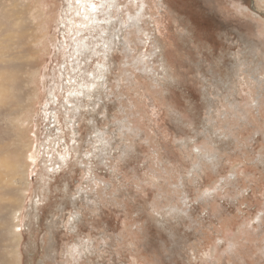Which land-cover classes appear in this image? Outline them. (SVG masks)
Returning a JSON list of instances; mask_svg holds the SVG:
<instances>
[{
  "label": "rangeland",
  "instance_id": "374dc122",
  "mask_svg": "<svg viewBox=\"0 0 264 264\" xmlns=\"http://www.w3.org/2000/svg\"><path fill=\"white\" fill-rule=\"evenodd\" d=\"M263 2L0 0V264H264Z\"/></svg>",
  "mask_w": 264,
  "mask_h": 264
},
{
  "label": "bare ground",
  "instance_id": "6f19581e",
  "mask_svg": "<svg viewBox=\"0 0 264 264\" xmlns=\"http://www.w3.org/2000/svg\"><path fill=\"white\" fill-rule=\"evenodd\" d=\"M264 3V2H263ZM2 16V15H1ZM2 19V18H1ZM17 21V20H16ZM3 24V23H2ZM0 24V26L2 25ZM3 26V25H2ZM1 30V29H0ZM17 30V29H16ZM16 30L15 33H16ZM8 41V40H7ZM11 42V40H10ZM11 56V55H10ZM13 56V55H12ZM15 56V55H14ZM15 70V69H13ZM101 81V80H100ZM9 82V77L5 76V74L1 71L0 72V104L4 102V90L6 85ZM24 131V130H23ZM22 131V132H23ZM20 133V132H19ZM22 137V136H21ZM19 163L18 159L15 161L14 159V155L11 154L10 152H0V184L3 182H7V177H13L15 175H18V171H16V165ZM20 178V177H19ZM9 184V183H8ZM24 185L27 186L25 181H20L19 183V188H17L18 190H23L25 187ZM10 189V188H9ZM17 189H14V191H16ZM13 195V194H12ZM15 197V195H13ZM12 197V196H11ZM14 200V205L12 206L10 212H9V221L12 220L13 215H14V211L16 209H18V207L20 206V200H17V196L13 199ZM17 224V223H16ZM16 224H11L10 226L8 225L10 228H16ZM11 233H14L16 235V232L13 231Z\"/></svg>",
  "mask_w": 264,
  "mask_h": 264
},
{
  "label": "snow or ice",
  "instance_id": "6c2138e0",
  "mask_svg": "<svg viewBox=\"0 0 264 264\" xmlns=\"http://www.w3.org/2000/svg\"><path fill=\"white\" fill-rule=\"evenodd\" d=\"M77 2H79V0H77ZM91 7H92L93 12L98 11L97 5L93 4V5H91ZM104 7H105L104 4L99 5V9H103ZM112 40H113V41H122V37L114 36V37L112 38ZM112 47H113L112 42H109V43H106V44H105V48H112ZM99 79H100V77L97 76L96 78H93V79L89 80L88 82L84 83L83 86H84L85 91H81V92L77 93L76 95H77L78 97H80V98H84V97H86V96H94V95H95L94 89H95V91H98L99 88L103 87V83H102V82L99 83V84L97 83V80H99ZM89 85H92V87H89ZM65 106L68 107L67 104H65ZM95 106H96V105H95V103L93 102L92 107H95ZM91 110H92L91 108L88 109V111H91ZM98 135H99V134H98ZM99 138L101 139L102 143H105V146H107V142H104V141H103V137L101 136V137H99ZM90 142H91V141L89 140V143H90ZM113 147H114V145H113Z\"/></svg>",
  "mask_w": 264,
  "mask_h": 264
}]
</instances>
